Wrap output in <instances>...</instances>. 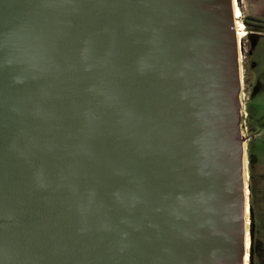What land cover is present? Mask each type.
I'll use <instances>...</instances> for the list:
<instances>
[{
    "label": "water",
    "instance_id": "obj_1",
    "mask_svg": "<svg viewBox=\"0 0 264 264\" xmlns=\"http://www.w3.org/2000/svg\"><path fill=\"white\" fill-rule=\"evenodd\" d=\"M233 22L232 0H0V264H242Z\"/></svg>",
    "mask_w": 264,
    "mask_h": 264
},
{
    "label": "rangeland",
    "instance_id": "obj_2",
    "mask_svg": "<svg viewBox=\"0 0 264 264\" xmlns=\"http://www.w3.org/2000/svg\"><path fill=\"white\" fill-rule=\"evenodd\" d=\"M238 5L242 22H249L242 39L244 103L239 125L247 138L250 264H264V0H239Z\"/></svg>",
    "mask_w": 264,
    "mask_h": 264
},
{
    "label": "bare ground",
    "instance_id": "obj_3",
    "mask_svg": "<svg viewBox=\"0 0 264 264\" xmlns=\"http://www.w3.org/2000/svg\"><path fill=\"white\" fill-rule=\"evenodd\" d=\"M232 13L234 19V27L236 30V42L238 46V63H239V84H240V112H243L242 105L243 101V66H242V39L244 38L246 32L244 28V23L241 20L242 12L238 5L237 0H232ZM241 128V127H240ZM242 136V148H243V191H244V203H243V225H244V253L242 256V264H250V253H251V235H250V204H249V186H248V171H247V138L244 136L242 128L240 129Z\"/></svg>",
    "mask_w": 264,
    "mask_h": 264
},
{
    "label": "trees",
    "instance_id": "obj_4",
    "mask_svg": "<svg viewBox=\"0 0 264 264\" xmlns=\"http://www.w3.org/2000/svg\"><path fill=\"white\" fill-rule=\"evenodd\" d=\"M238 2H239V0H238ZM240 4V3H239ZM244 21V24H245V27H247L248 26V21H246V20H243ZM250 192H251V190H250ZM251 209H252V205H251ZM251 247H252V242H251ZM251 256V255H250Z\"/></svg>",
    "mask_w": 264,
    "mask_h": 264
},
{
    "label": "crops",
    "instance_id": "obj_5",
    "mask_svg": "<svg viewBox=\"0 0 264 264\" xmlns=\"http://www.w3.org/2000/svg\"><path fill=\"white\" fill-rule=\"evenodd\" d=\"M258 1H261V0H258ZM259 9V8H258ZM263 12H264V9H263Z\"/></svg>",
    "mask_w": 264,
    "mask_h": 264
}]
</instances>
